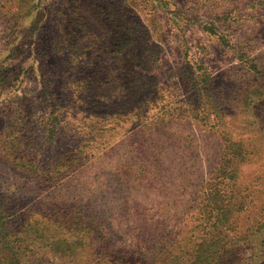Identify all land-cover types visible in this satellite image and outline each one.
<instances>
[{
    "label": "rangeland",
    "instance_id": "rangeland-1",
    "mask_svg": "<svg viewBox=\"0 0 264 264\" xmlns=\"http://www.w3.org/2000/svg\"><path fill=\"white\" fill-rule=\"evenodd\" d=\"M0 264H264V0H0Z\"/></svg>",
    "mask_w": 264,
    "mask_h": 264
},
{
    "label": "trees",
    "instance_id": "trees-1",
    "mask_svg": "<svg viewBox=\"0 0 264 264\" xmlns=\"http://www.w3.org/2000/svg\"><path fill=\"white\" fill-rule=\"evenodd\" d=\"M227 179H231V176L227 177ZM223 194H224V191H221V190L214 191L213 193L211 192L209 199L215 200V197H216V200L218 198L220 199V197L223 196ZM227 194H224V195L226 197L232 198L235 193H234V191H231L230 193H227ZM233 208L234 207H232V209ZM230 210H231V208L228 209L227 207H223V206L218 207L217 205L210 204V208L208 210H206V217H205V220H206L207 225H208L207 227H205V230L207 231L206 234H211L217 228H220L226 224H229V222L232 220L231 216L233 213ZM223 228H225V227H223ZM205 235L202 236L203 240H206V238H207Z\"/></svg>",
    "mask_w": 264,
    "mask_h": 264
}]
</instances>
